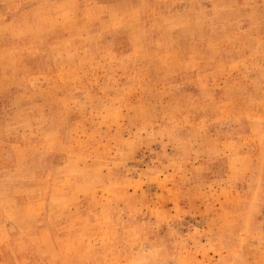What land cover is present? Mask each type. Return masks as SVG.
Masks as SVG:
<instances>
[{
	"label": "rangeland",
	"instance_id": "374dc122",
	"mask_svg": "<svg viewBox=\"0 0 264 264\" xmlns=\"http://www.w3.org/2000/svg\"><path fill=\"white\" fill-rule=\"evenodd\" d=\"M0 264H264V0H0Z\"/></svg>",
	"mask_w": 264,
	"mask_h": 264
},
{
	"label": "bare ground",
	"instance_id": "6f19581e",
	"mask_svg": "<svg viewBox=\"0 0 264 264\" xmlns=\"http://www.w3.org/2000/svg\"><path fill=\"white\" fill-rule=\"evenodd\" d=\"M73 227V226H72Z\"/></svg>",
	"mask_w": 264,
	"mask_h": 264
}]
</instances>
